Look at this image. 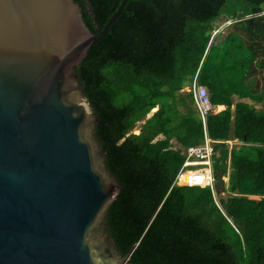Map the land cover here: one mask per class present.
Segmentation results:
<instances>
[{
  "label": "trees",
  "instance_id": "obj_1",
  "mask_svg": "<svg viewBox=\"0 0 264 264\" xmlns=\"http://www.w3.org/2000/svg\"><path fill=\"white\" fill-rule=\"evenodd\" d=\"M73 1L96 33L121 0ZM221 16L230 22L219 36ZM75 68L105 169L121 186L100 222L118 259L264 264V109L241 101L264 106V0H126ZM194 78L223 106L205 119L213 193H226L218 204L207 186L172 185L181 148L202 139L182 90ZM229 134L237 149H227Z\"/></svg>",
  "mask_w": 264,
  "mask_h": 264
},
{
  "label": "water",
  "instance_id": "obj_2",
  "mask_svg": "<svg viewBox=\"0 0 264 264\" xmlns=\"http://www.w3.org/2000/svg\"><path fill=\"white\" fill-rule=\"evenodd\" d=\"M125 1L93 33L73 0H0V264L128 260L100 226L121 186L75 68Z\"/></svg>",
  "mask_w": 264,
  "mask_h": 264
},
{
  "label": "built area",
  "instance_id": "obj_3",
  "mask_svg": "<svg viewBox=\"0 0 264 264\" xmlns=\"http://www.w3.org/2000/svg\"><path fill=\"white\" fill-rule=\"evenodd\" d=\"M184 90L192 95L193 106L202 125V139L196 144L181 148V154L184 158L172 185L207 186L213 194L211 164L213 159L212 145L215 141L206 132L205 119L207 114L216 113L223 109V106L211 104L206 89L198 85L195 78ZM130 132L134 133L133 130Z\"/></svg>",
  "mask_w": 264,
  "mask_h": 264
},
{
  "label": "rangeland",
  "instance_id": "obj_4",
  "mask_svg": "<svg viewBox=\"0 0 264 264\" xmlns=\"http://www.w3.org/2000/svg\"><path fill=\"white\" fill-rule=\"evenodd\" d=\"M261 13H263V12H261ZM229 22H230V20L228 18L224 17V16H221L219 19L215 20L213 22V25H214L213 33L216 32L219 36H222L223 34H225L226 31L228 30ZM182 90L185 91L184 88ZM234 100H237V98L235 97ZM241 101L247 102L248 104L252 105L256 109H264V106L262 105V103H254V102H252V101H250L248 99H241ZM151 112H152V110H150V112L148 114H146L145 117H148ZM142 122H143V120H140V121L136 122L135 127L133 128L134 133L138 132V129H139V127H140ZM160 137L161 136H157V138H160ZM226 143H227L226 147H227L228 150L237 149L242 144L239 141H234L232 139L231 134H229V137H228ZM171 144H172L173 148L179 147V145L175 142L174 139H171ZM225 195H226L225 192H223V193H215V194L213 193V197H214L215 203L218 204L217 199H218L219 196L224 197Z\"/></svg>",
  "mask_w": 264,
  "mask_h": 264
},
{
  "label": "bare ground",
  "instance_id": "obj_5",
  "mask_svg": "<svg viewBox=\"0 0 264 264\" xmlns=\"http://www.w3.org/2000/svg\"><path fill=\"white\" fill-rule=\"evenodd\" d=\"M154 109H155V108H154ZM154 109H153V110H154ZM153 110H152V111H153Z\"/></svg>",
  "mask_w": 264,
  "mask_h": 264
}]
</instances>
